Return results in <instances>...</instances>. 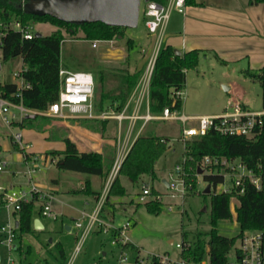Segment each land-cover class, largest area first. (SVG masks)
Here are the masks:
<instances>
[{"label":"rangeland","instance_id":"rangeland-1","mask_svg":"<svg viewBox=\"0 0 264 264\" xmlns=\"http://www.w3.org/2000/svg\"><path fill=\"white\" fill-rule=\"evenodd\" d=\"M143 1L141 0V7ZM31 26L34 33L40 32L45 35L56 29V26L49 22L36 21ZM62 31L65 37L60 46V60L63 66L71 71H83L95 64L93 59L98 56L97 48L91 46L90 40L70 36L64 27ZM125 32L127 36L140 38L139 48L146 47L150 43V38L147 36L149 33L143 26L140 13L137 26L126 27ZM118 40H120L118 43L126 45V38ZM0 61L1 81H11L12 73L22 67L21 59L12 58L3 61L0 53ZM223 84L228 86L231 84L230 94L223 90ZM185 85L184 112L189 115L222 112L226 105V109L231 110L232 103L227 102L228 96L248 104L250 110L262 109L261 87L258 81L241 74L238 68L232 70L230 66L220 65L211 58L204 59L199 56L195 67L185 69ZM35 123L47 129L48 139H53L59 134L61 136L67 134L72 129L66 125L59 126L55 118L37 119ZM152 123L156 127V133L165 134L168 142L167 149L155 161V177L152 179L150 175L144 174L133 182L123 176L122 183L126 187V193L121 196L113 195L111 204L105 205L107 211L112 210L114 213L113 225L123 224L126 220L131 222V225L124 231L128 243L122 245L123 241L117 240L120 236L113 233V227L100 231L96 229L85 236L79 251L74 256V247L79 241L80 231L76 233L78 229L72 217H79L81 209L85 207V195L69 193L66 190L78 188L79 183L84 179L95 177L84 172L58 168L54 163L56 155L51 154L50 150L43 152L46 148H54L55 145L53 141H48L41 131L29 130L27 127L21 130L14 125L8 127L0 124V147L2 149L0 162L6 161V165L0 171V185L9 187L12 183L14 189H29L30 187L28 174L25 172L28 165L23 161L22 152L14 149L10 140L12 137L10 134L20 130L23 135V147L27 142L31 144L28 149L38 153H33L34 155H43L47 158L46 161L38 160V163L42 164L40 169L31 175L34 184L40 190L56 191V195L50 201L52 214L55 216L42 215L38 201L32 207L31 216L41 220L42 229L22 232L16 228L11 246L4 242L5 234L0 231V264H62L56 247L57 242L63 247L65 255L63 264L71 258V264H133L135 256L144 258L148 254L167 255L171 259H179L180 249L176 247V243L182 240L191 242L194 235L204 234L210 228V201L208 195L202 194L207 185L202 177V171L208 173V170H215L216 167L204 168L201 169V173H198V163H195L189 167V172L184 170L183 177L188 179L185 185H194L192 189L187 190V187H183L181 191L182 186L175 181L177 176L174 174L173 179L169 177L176 166H183L184 139L180 135V122L163 120ZM191 124H194V121H188L186 126ZM77 126L83 128V123L80 122ZM18 146L20 147L19 144ZM41 151L42 153H39ZM49 158L53 160L50 161ZM220 171L224 174V182L216 186V192L232 187L231 171L222 166ZM54 178L59 181L52 182L51 179ZM164 180L170 183L166 185ZM94 183L92 185H99L97 181ZM142 184L150 187L151 192L145 201L152 200L161 204L158 213L149 211L145 201H139L138 194L141 192ZM73 192L78 191L73 190ZM236 202L235 197L230 199L231 212L235 211ZM0 205H2L0 207L1 227L6 221H12L14 217L11 210L3 206L1 198ZM169 205L171 208L168 207ZM66 223L72 225L70 231L66 229ZM216 228L222 235L228 237L236 235L239 227L234 213L232 212L230 219L218 220ZM183 232L186 234L183 235ZM121 257H126V261L120 262Z\"/></svg>","mask_w":264,"mask_h":264},{"label":"trees","instance_id":"trees-1","mask_svg":"<svg viewBox=\"0 0 264 264\" xmlns=\"http://www.w3.org/2000/svg\"><path fill=\"white\" fill-rule=\"evenodd\" d=\"M163 3L166 0H155ZM191 0H186L190 2ZM264 0H249L250 4H257ZM25 0H0V21L9 22L17 20L22 25H31L33 22H49L56 26L50 34L34 35L31 38H24L20 32L8 29L0 37L1 60L6 61L12 58H20L22 61L21 75L23 79L30 83V87L21 91L22 101L25 105L44 109L50 102L56 99L59 90V68L60 45L65 39L62 27L72 36L83 39L110 40L125 37L124 26L107 25L100 21L73 24L59 20L50 15H35L27 13L23 9ZM82 35L79 36L78 32ZM128 46L133 44V40L126 37ZM199 60L198 50H189L182 54H176L174 49L167 44H162L155 59L153 73L149 84V110L153 114L161 113L164 107L171 110H180L182 98L175 95L176 90H183L185 86V69L195 67ZM1 63V61H0ZM140 71L116 72L111 69H101L95 74L93 108L95 111H102L108 108L106 100L111 103L116 102L115 110H120L125 100L132 91ZM244 74L249 78L257 80L261 87L262 109H264V68L254 71L245 70ZM15 84L10 81L0 82V93L3 97L17 100L13 95ZM173 103V104H172ZM52 117L37 115L34 118H26L22 122L13 123L19 128H34L44 131L43 125L36 124L37 119H51ZM83 125L92 130L103 133V119L84 118L81 119ZM14 149L27 153L11 137ZM65 143L63 150H50L56 155L55 165L61 169L84 172L99 175L105 181L114 160V150H84L79 151L76 143L67 134L62 135ZM167 137L157 136L153 133H142L137 136L126 155L120 163L107 196L106 201L113 195H124L125 187L120 182V176H125L131 181H137L142 175L155 177V161L167 149ZM183 168L189 172V167L199 163L204 155L225 157L227 159H239L251 169L255 174L262 177L263 188L257 189L248 180L243 179L240 185H232L226 191L216 192L215 188L224 181V174L220 171V165L214 166L215 170L202 171V177L210 185L209 193H202L209 196L210 228L206 233H197L191 241V245L180 251V256L192 261H200L205 253H209L212 264H222L226 259V253L230 247L240 237L244 230H261L264 232V115H262V125L259 131L252 137L244 135L219 134L208 131L203 135L192 136L184 140L183 147ZM0 147V152H1ZM198 171V168H197ZM188 176V175H187ZM185 181L187 182L188 179ZM194 185V184H193ZM193 185L187 186V190ZM242 191L240 192V190ZM78 192L84 194H95L97 198L99 192H93L89 188V181L84 182L82 189ZM236 198L235 220L239 227V232L231 237L222 235L216 228L220 219L232 218L230 209V199ZM147 209L158 213L161 208L159 202L152 200L145 201ZM34 201H24L17 211H13V217L18 222L17 228L22 232L32 231L31 211ZM186 233L183 232V235ZM206 236V237H205ZM185 241V240H182ZM59 251L60 262L63 264L65 255L60 243H56ZM132 248V247H131ZM137 260V257H135ZM139 264V263H137ZM146 264H160V261L153 257Z\"/></svg>","mask_w":264,"mask_h":264},{"label":"built area","instance_id":"built-area-1","mask_svg":"<svg viewBox=\"0 0 264 264\" xmlns=\"http://www.w3.org/2000/svg\"><path fill=\"white\" fill-rule=\"evenodd\" d=\"M185 3L186 0H166L163 3H159L155 0H144L143 6L141 7L140 2L139 13L142 15L143 26L149 34L155 37V41L153 49L146 60L144 69L140 73L134 88L137 101L135 110L131 116H126L123 110L118 113H114L112 110H104L95 114L92 100L95 81L92 73L89 71H71L62 66L59 68V90L56 99L50 102L44 109L29 107L23 103L21 91L29 88L30 83L23 79L21 75L22 68H20L12 73V80L10 81L15 84L16 91L13 95L17 97V100L3 97L0 93V124L11 127L13 126V123H19L26 118H34L37 115L60 119H65L67 117H83L99 119L115 118L121 120L123 117H142L145 121L155 117L161 120H178L181 125L180 135L184 140L192 136L203 135L208 131H213L219 134L252 137L259 131L262 125L264 109L250 110L243 107L239 102L233 103L231 110L225 109L220 113L212 115H187L180 112V110H171L169 107H164L162 112L156 116H151L148 112L143 116H139V102L145 96H148L155 59L159 48L162 45L168 19L173 11H182ZM31 28V25H22L21 22L17 20L9 22L0 21V37L6 30L14 29L20 32L22 37L31 38L34 35ZM105 41L106 40L95 39L91 42V45L95 46L97 43ZM0 82H2L1 79ZM175 95L183 98L184 91L176 90ZM188 121H194V124L186 126ZM10 135L21 148L24 149L28 147L27 144L23 147V136L20 130L12 132ZM24 157L25 163L28 165L25 172L28 174L30 187L29 189H14L12 185L9 187L0 185V198L3 202V206L13 212L20 209L22 202L33 200L34 203L36 201L40 202V213L42 215L55 216L52 214L50 205V201L53 198L52 193L38 189L31 180L32 173L37 169H40L42 164L38 163V160L42 159L43 161H46L47 158L43 155H32L29 157L28 154H24ZM122 159L121 154H118L115 158L106 177L105 183L95 199L92 210L90 212L82 211L80 216L75 219L74 225L79 229L80 234L79 241L74 247L73 256L79 251L80 244L85 236L96 229L100 231L113 227V233L120 236L117 240L123 241L122 245L128 243L124 231L131 225V222L126 220L123 224L113 225L112 221H107L101 216L109 187L117 174ZM52 160L50 159V161ZM5 165L6 161L0 162V171H2ZM217 165L226 167L231 171L232 185H240L243 179L248 178L257 189L263 188L262 177L247 168L239 159H227L225 157L204 155L199 161L197 168L198 170L204 168L209 169ZM174 174L177 176L175 181L180 183L182 186L181 191H183V187H187L183 177L185 174L183 166H176L174 172L169 174V177L173 179ZM167 183L169 184L170 182ZM172 186H174L173 183ZM226 190L228 189H221V191ZM241 191L242 189L240 192ZM149 195H151L150 187L142 184L141 192L138 194L139 201H145ZM170 206L171 205L168 207L171 208ZM232 212L234 213V216H236V212ZM14 222L15 219L12 221L8 220L0 227V231L5 234L4 242H6L8 246H11L15 237V229L17 227H15ZM190 245L191 242L187 240L176 243V247H178L180 251ZM135 257H137V260ZM135 257L133 259V264H146L153 257H156L160 261V264H212L209 258L208 249L203 258L198 262L182 256H179V259H171L167 255L160 256L156 254H148L144 258H140L139 256ZM71 261L72 258L66 261L65 264H71ZM124 261H126V257H121L120 262ZM222 264H264V232L253 229L242 231L240 237L227 251L226 259Z\"/></svg>","mask_w":264,"mask_h":264},{"label":"crops","instance_id":"crops-1","mask_svg":"<svg viewBox=\"0 0 264 264\" xmlns=\"http://www.w3.org/2000/svg\"><path fill=\"white\" fill-rule=\"evenodd\" d=\"M248 1L249 0H191L190 2H186L182 11L175 10L171 13L165 27L162 44H167L173 49H178L180 54L193 49L198 50L200 57L204 59L211 58L214 62L219 63L220 65L230 66L232 70H237L238 68L241 74H244L245 70L254 71L259 68H264V1L257 4H250ZM78 35L81 36L82 32L79 31ZM147 36L150 38V43L148 46L141 48H139L140 38L137 36H127L126 32L125 37L106 40L105 42H101L99 45L96 44L95 46L91 45L92 47L97 48L98 56L93 59L95 60V64H92L89 68H86L83 71L91 72L93 77H95V74H97V72L101 69H111L116 72H134L139 70L141 73L144 69L148 56L153 49L155 41V37L153 35L148 34ZM126 37L133 40V44L131 46H128L127 43L126 45L118 43L120 42L118 39L122 40ZM92 41L93 40H90V43ZM113 42H115V44H113ZM61 66L64 67L62 63ZM135 85L120 110H115L114 106L116 105V102H113L112 104L110 100L105 101V104L108 106L106 110H112L114 113H118L123 110L126 116H131L135 110L137 101L136 94L134 93ZM222 88L229 93L231 91V84H229V86L223 84ZM184 98L185 92L182 98L180 112L186 114L184 112L186 105ZM227 102H231L232 104L239 102L243 107L249 109L248 104L240 101L239 99H235L232 96L227 97ZM226 108L227 105L224 106L223 109ZM99 112L101 111L94 110L95 114H98ZM147 112L151 116L157 115L151 113L149 110V93L148 96H145L139 102L138 107L139 116H143ZM217 113L220 112H207L193 115H212ZM55 119L58 120L59 126L66 125L69 128H72L70 129V132L67 133V136L76 143L79 151L90 149L103 151L113 148L115 155L114 160L118 154H121L122 158H124L137 136L144 132L166 137L165 134L156 133V127L152 122L155 123L156 121L163 120L155 117L146 121L142 117H123L121 120L106 118L103 119V133H100L99 131H92L84 125L82 126L83 128H79L77 124L81 122V119H84L83 117ZM20 129L22 130L23 128ZM28 129L32 130L34 128ZM41 132L44 137L48 139L47 129ZM48 141H53V145L55 146L54 148H46L43 150L45 153L51 149L63 150L65 147L61 134L55 136L53 139H48ZM25 144H27L28 147L31 145L27 142H25ZM28 147L27 149L24 148V150L27 152L26 154H28L29 157L34 155L33 153L38 154L37 152L29 150ZM39 153H42V151ZM24 154L25 153H22L23 161H25ZM55 157L57 158V156ZM91 175L95 178L84 179L79 183L80 186L78 188H69L66 190V192L69 193H79L85 195V207L81 209L80 213L82 211L90 212L92 210L96 199L95 194H84L81 192H73V190L78 191L79 189H82L84 182L87 180L89 181L90 190L93 192H99L105 183L99 175ZM122 177L123 176H120V182L125 187L122 183ZM31 180L34 182L33 178H31ZM51 180L54 183L59 181L55 178ZM94 181L99 182V185H92ZM10 185L13 184L10 183L9 186ZM43 191L52 193L53 197L56 195L55 190ZM112 197L113 196H110L105 202L101 213L102 218L107 221H112L114 219V213L112 210L110 211V214V212L105 209V205L111 204ZM1 206L2 205H0V207ZM34 218L38 217L31 216L32 229V221ZM76 218L77 217H72L73 221H75ZM66 225L68 224L66 223ZM68 226L69 229L67 230L70 231L72 225ZM78 231L79 229L76 233H78ZM170 241L172 242V240Z\"/></svg>","mask_w":264,"mask_h":264},{"label":"water","instance_id":"water-1","mask_svg":"<svg viewBox=\"0 0 264 264\" xmlns=\"http://www.w3.org/2000/svg\"><path fill=\"white\" fill-rule=\"evenodd\" d=\"M140 2L141 0H25L23 9L27 13L50 15L73 24L100 21L107 25L135 27L138 24ZM41 35L40 32H35V36ZM174 52L180 54L178 49H174ZM198 173H201V169ZM165 184L168 185L166 181ZM208 192L209 184L203 190V193ZM14 224L15 227L18 226L17 220ZM32 226L36 230L43 228L39 218L33 219ZM65 227L69 229L68 225Z\"/></svg>","mask_w":264,"mask_h":264}]
</instances>
